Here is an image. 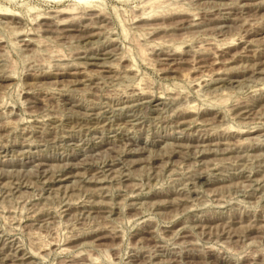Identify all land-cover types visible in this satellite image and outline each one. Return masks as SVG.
Returning a JSON list of instances; mask_svg holds the SVG:
<instances>
[{
	"label": "rangeland",
	"instance_id": "1",
	"mask_svg": "<svg viewBox=\"0 0 264 264\" xmlns=\"http://www.w3.org/2000/svg\"><path fill=\"white\" fill-rule=\"evenodd\" d=\"M0 264H264V0H0Z\"/></svg>",
	"mask_w": 264,
	"mask_h": 264
},
{
	"label": "bare ground",
	"instance_id": "2",
	"mask_svg": "<svg viewBox=\"0 0 264 264\" xmlns=\"http://www.w3.org/2000/svg\"><path fill=\"white\" fill-rule=\"evenodd\" d=\"M65 10V9H64ZM69 11V10H68ZM71 11V10H70ZM61 23V22H60ZM202 66V65H201Z\"/></svg>",
	"mask_w": 264,
	"mask_h": 264
}]
</instances>
